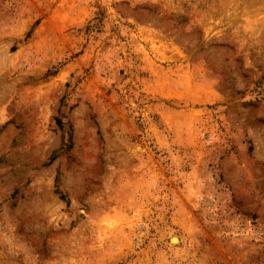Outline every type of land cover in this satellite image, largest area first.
Here are the masks:
<instances>
[{
  "label": "rangeland",
  "instance_id": "1",
  "mask_svg": "<svg viewBox=\"0 0 264 264\" xmlns=\"http://www.w3.org/2000/svg\"><path fill=\"white\" fill-rule=\"evenodd\" d=\"M0 264H264V0H0Z\"/></svg>",
  "mask_w": 264,
  "mask_h": 264
},
{
  "label": "bare ground",
  "instance_id": "2",
  "mask_svg": "<svg viewBox=\"0 0 264 264\" xmlns=\"http://www.w3.org/2000/svg\"><path fill=\"white\" fill-rule=\"evenodd\" d=\"M177 239H175L174 241H176Z\"/></svg>",
  "mask_w": 264,
  "mask_h": 264
},
{
  "label": "trees",
  "instance_id": "3",
  "mask_svg": "<svg viewBox=\"0 0 264 264\" xmlns=\"http://www.w3.org/2000/svg\"><path fill=\"white\" fill-rule=\"evenodd\" d=\"M64 197V196H63Z\"/></svg>",
  "mask_w": 264,
  "mask_h": 264
}]
</instances>
